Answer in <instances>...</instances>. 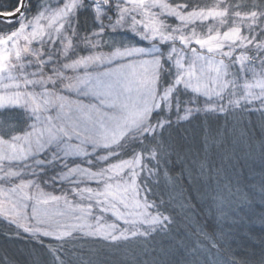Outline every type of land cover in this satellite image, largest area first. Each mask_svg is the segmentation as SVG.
Wrapping results in <instances>:
<instances>
[{
  "label": "snow or ice",
  "instance_id": "1",
  "mask_svg": "<svg viewBox=\"0 0 264 264\" xmlns=\"http://www.w3.org/2000/svg\"><path fill=\"white\" fill-rule=\"evenodd\" d=\"M86 5L94 10L97 23L111 9L121 11L120 0H83L82 4L79 0H0V142L11 146L10 152L5 148L0 154V239L43 246L48 264H89L83 255L89 241L119 246L158 236L175 239L174 233L188 227L198 232L213 228L222 238L231 193L209 189L207 171L213 147L226 142L230 117L244 123H252L253 117L264 122V0H196L192 8L202 17L193 23L199 30L193 31L190 41L181 39L202 71L197 82L187 86L194 94L183 106L177 98L175 109L166 116L162 111L155 114L163 117V123L159 133L146 137L152 142L143 148L147 159L140 167L147 174L141 171L128 187L111 190L96 208L71 203L49 207L32 191L18 154V139L35 118L30 107L35 102L33 91L40 89L45 72L51 73L59 56L58 30H49L67 18L60 28L67 27L71 35ZM182 7L187 10L189 5ZM196 121L202 128L201 149L196 153L199 159L189 163L191 149L186 145L192 141L181 129L184 143H179L172 129ZM194 171L205 183L200 194L205 203L203 221L194 218L195 205L182 183ZM8 259L0 257V264H8Z\"/></svg>",
  "mask_w": 264,
  "mask_h": 264
},
{
  "label": "rangeland",
  "instance_id": "2",
  "mask_svg": "<svg viewBox=\"0 0 264 264\" xmlns=\"http://www.w3.org/2000/svg\"><path fill=\"white\" fill-rule=\"evenodd\" d=\"M131 1L138 2L133 17L123 14ZM120 9L119 14L111 9L102 17L103 27L128 31L141 45H118L108 53L85 49L82 55L78 44L71 43L68 53L63 49L67 27L60 28L67 18L49 30H58L59 56L51 73L45 72L40 89L33 91L30 107L35 118L18 139L32 191L49 207L71 203L96 208L111 190L131 185L140 173V160L138 155L135 160L124 157L121 150L154 129V114L173 108L171 90L156 84L165 65L174 70L173 86L194 94L187 86L197 82L202 66L192 62V52L181 38L188 40L199 29L193 22L202 13L190 14L171 0H120ZM168 18L175 21L169 27L179 36L161 32ZM5 148L11 151L9 144L0 142V154Z\"/></svg>",
  "mask_w": 264,
  "mask_h": 264
},
{
  "label": "trees",
  "instance_id": "3",
  "mask_svg": "<svg viewBox=\"0 0 264 264\" xmlns=\"http://www.w3.org/2000/svg\"><path fill=\"white\" fill-rule=\"evenodd\" d=\"M195 2L196 0H171V3L177 4L179 8H183L182 4L187 3V11L190 14L198 12L192 8ZM79 3L82 4L83 0H79ZM125 6L127 9L123 10V14L133 17L138 2L131 1ZM85 7L87 10L79 13V25L75 26V21H72L74 32L69 35L68 28L66 30L67 44L70 42L63 48L66 52L72 51L71 43H74L73 46L78 44V52L82 55L85 54V49L93 48L98 52L108 53L118 45L142 44L128 31H109L103 27L104 21L96 22L92 7ZM72 15L75 16V13ZM171 19L167 20L168 27L161 29V32L170 37L172 34L179 36L178 32L173 33L172 27H169L175 22ZM136 22L138 23V18ZM176 38L181 41L179 37ZM177 43L175 41L176 45ZM178 46L183 48L181 44ZM165 66L166 68L158 74L156 84L159 89L171 90L174 103L172 111L175 109L177 98L183 106V102L190 96L183 87L173 86L174 70ZM161 111L164 116L168 114L167 110ZM229 119L230 123L225 129L226 142L220 148L213 147L207 171L209 189L219 188L231 193L225 206L227 215L221 229L223 237L216 235L213 228L198 232L194 227H188L180 228L174 233L175 239H162L158 236L151 241L136 240L119 246L89 241L85 243L83 252L89 264H264V122L256 117L252 118V123L239 122L238 117ZM243 119L246 121L248 118L244 116ZM150 122L154 129L138 140H133L127 148H123L121 153L124 157L133 160L138 155L140 164L147 159L143 148L152 141L146 137L150 138L154 132H160L163 117L154 114ZM197 124L199 121L182 125L180 129H172L179 143H184L180 135L181 129L191 139L192 142L186 145L191 149L187 157L189 163L192 159H199L196 153L201 149L202 128H198ZM141 171L146 175V171L140 167L139 172ZM182 183L186 195H191L192 204L195 205L192 209L194 218L203 221L205 217L202 210L205 203L200 201V194L205 190L204 181L198 179L194 171L193 177L185 178ZM57 247L58 245H53V249ZM90 248L95 251H88ZM5 255L9 258L8 264H48L49 261L48 250L29 240L0 239V257ZM34 256L39 257V261L34 259Z\"/></svg>",
  "mask_w": 264,
  "mask_h": 264
}]
</instances>
